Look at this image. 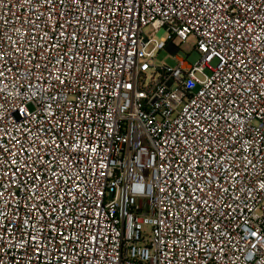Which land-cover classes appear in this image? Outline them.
Wrapping results in <instances>:
<instances>
[{
	"label": "built area",
	"instance_id": "built-area-1",
	"mask_svg": "<svg viewBox=\"0 0 264 264\" xmlns=\"http://www.w3.org/2000/svg\"><path fill=\"white\" fill-rule=\"evenodd\" d=\"M0 264H264V0H0Z\"/></svg>",
	"mask_w": 264,
	"mask_h": 264
},
{
	"label": "rangeland",
	"instance_id": "rangeland-1",
	"mask_svg": "<svg viewBox=\"0 0 264 264\" xmlns=\"http://www.w3.org/2000/svg\"><path fill=\"white\" fill-rule=\"evenodd\" d=\"M174 44L176 46H178L180 49L177 56L185 59L191 65L195 64L198 61L199 57L193 51V48L195 46V42L192 38H188L185 41L177 40L174 42ZM154 63L157 65H163V64L173 65L174 61L172 60L170 54L166 50H162L155 57Z\"/></svg>",
	"mask_w": 264,
	"mask_h": 264
},
{
	"label": "snow or ice",
	"instance_id": "snow-or-ice-1",
	"mask_svg": "<svg viewBox=\"0 0 264 264\" xmlns=\"http://www.w3.org/2000/svg\"><path fill=\"white\" fill-rule=\"evenodd\" d=\"M253 235H255V233H253Z\"/></svg>",
	"mask_w": 264,
	"mask_h": 264
}]
</instances>
